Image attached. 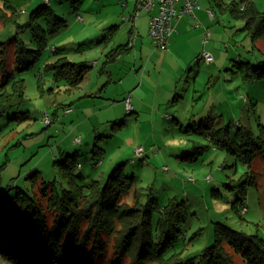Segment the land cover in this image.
Masks as SVG:
<instances>
[{"label": "rangeland", "instance_id": "obj_1", "mask_svg": "<svg viewBox=\"0 0 264 264\" xmlns=\"http://www.w3.org/2000/svg\"><path fill=\"white\" fill-rule=\"evenodd\" d=\"M75 1H51V8L60 17L63 15L66 25L48 36V46L34 66L21 72H18L15 58V37L19 36L30 48L36 47L29 26L30 15L46 2L33 0L20 13V26L7 24L0 18V61L4 49L8 69L25 79L28 98L19 112L4 114L0 119V195L14 196L18 188L31 191L42 181L56 180L59 187L62 186L60 167L55 161L65 155L77 154L81 166L78 165L75 172L81 175L80 182L85 185L94 179L104 183L111 170L118 163H124L125 172L134 174L136 182L134 188L122 196L123 202L133 204L138 190L143 202L152 192L161 205L170 198L185 203L188 216L183 226L184 235L169 253L180 251L185 258L200 253L214 244L217 223L264 240V146L256 148L253 159L246 164L227 150L213 147L207 135L198 129L201 122L212 119L213 128L228 127L230 135L237 141H240L239 128L243 126L252 131L258 142L264 143V77H246V71L241 68L247 69V62L250 66L264 65V31L259 37L254 36L245 20L233 17L229 10L223 11L211 0L212 7L209 8L214 9L216 20L208 28L211 37L205 44L209 47L195 55L190 63L195 65L194 70L181 71L184 74L179 84L181 97L175 95L170 102H163L165 99L161 95L154 98L150 80L141 90L146 95L141 110L129 113L122 97H112L108 100L110 110L97 114L81 111L79 129L73 130L72 116L64 119L61 107L72 102L75 94L66 92L63 83H56L50 73L44 74V87L40 91L38 75L44 72L45 64L61 55L75 62L100 58L104 36L111 33L101 32L99 24L107 11L123 8L117 0ZM252 1L260 3L259 10L264 11V0ZM224 2L228 5L232 0ZM99 10L100 14L93 17L95 22L87 26L88 13L97 14ZM71 13L72 18L69 17ZM118 40H121L120 35ZM196 42L190 40L191 45ZM88 45L93 48L88 50ZM204 51L213 55L212 62L201 57ZM1 78L0 69V84ZM114 87L112 84L110 89L114 90ZM78 91L79 88L73 92L77 95ZM154 102H162V108L153 106ZM56 105L59 112L54 115ZM47 113L53 120L50 126L44 120ZM22 114L30 117L19 122L11 120ZM94 126L99 127L97 137L93 136ZM80 132L84 141L75 146L73 138L80 136ZM87 142H90L89 146ZM95 143L103 150L100 159L103 163L99 165V160L93 156ZM196 145L207 148L198 153L194 148ZM138 147L144 148L141 156L136 153ZM248 173L252 179L247 185L244 203L236 205L239 190L233 185ZM36 191L45 207L46 201L38 189ZM46 211L51 223L54 211ZM93 239L92 236L89 248L94 244ZM114 246L115 236L102 234V240L93 248L94 264H133L129 254L120 256ZM225 248L235 264L244 263L239 252L228 245ZM21 259L27 257L0 251V264H24ZM144 264L157 263L146 261Z\"/></svg>", "mask_w": 264, "mask_h": 264}, {"label": "trees", "instance_id": "obj_2", "mask_svg": "<svg viewBox=\"0 0 264 264\" xmlns=\"http://www.w3.org/2000/svg\"><path fill=\"white\" fill-rule=\"evenodd\" d=\"M0 18L7 24H17L20 13L33 0H0ZM78 1V0H77ZM75 1V2H77ZM222 7L219 0H213ZM241 1L245 3L241 8ZM232 0L225 6L233 17L246 21V26L259 37L264 31V11H260L252 0ZM78 6L75 5V9ZM66 25L48 3L41 4L31 12L29 26L36 47L30 48L19 37H15V58L18 72L34 66L41 52L48 46V36L57 33ZM114 28L111 27V29ZM128 45H121L107 53V62H112ZM242 68L246 77H264V65L254 66L247 62ZM87 62H75L66 55L44 65L38 75V87L43 91L44 74H52L56 83L62 82L66 91L78 88L90 72ZM0 69V119L4 114L19 112L28 102L25 79L8 69L5 50L1 51ZM252 69V70H251ZM59 86V85H58ZM52 90V88H50ZM59 106L56 107L57 115ZM30 117L22 114L11 120L22 121ZM213 120L201 122L199 132L206 134L213 147L225 149L238 160L248 164L256 148H263L252 131L241 126L240 141L230 135L228 127L213 128ZM52 124V123H51ZM49 126V125H47ZM203 153L207 148L194 146ZM103 150L97 143L93 156L100 163ZM198 152V153H199ZM77 154L65 155L55 161L60 167L62 186L57 181H42L37 186L46 206L43 207L37 189L27 191L18 188L14 196L0 195V251L3 254L21 253L27 257L24 264H94L96 243L102 234L115 236V251L120 256L129 254L133 264L153 261L157 264H235L225 245L239 252L243 264H264V240L257 235H248L234 230L223 223H217L214 244L206 247L193 257L185 258L180 251L169 253L184 235V223L188 211L184 202L170 198L161 205L153 193L143 202L136 190L135 202L125 203L122 196L135 186L136 176L127 174L124 163H118L108 174L104 183L94 179L88 184L80 182L81 175L75 172L79 165ZM198 159V157H194ZM251 175H243L233 186L238 188L236 205L244 203L247 185ZM48 209L54 211L49 223ZM157 215V220H155ZM93 236V246L89 242Z\"/></svg>", "mask_w": 264, "mask_h": 264}, {"label": "crops", "instance_id": "obj_3", "mask_svg": "<svg viewBox=\"0 0 264 264\" xmlns=\"http://www.w3.org/2000/svg\"><path fill=\"white\" fill-rule=\"evenodd\" d=\"M94 1L105 2L107 0ZM117 1L120 2L123 8L107 11L106 16L104 15L105 17L99 24L100 29L102 27L101 32L110 31L111 33L110 36H104L103 42L105 44L104 49L99 51L100 58L92 57L91 62H89V59V61L82 60L92 66L90 72L78 87L80 91H78L77 95L76 92H73L75 89L66 91L74 93L76 97L72 102L61 107L64 119L72 116L73 130L79 129L81 123L78 119L81 111L88 110L91 111V114H97L110 110V102L108 100L112 97H122L124 100L127 96H131L133 109L129 113L141 110L143 108L141 103L144 102L146 97V95L141 93V90L150 80L153 82L151 88L154 92V98L157 99L158 95H161L165 99L163 102H170L175 95L181 97V86L179 84L184 76L181 71L186 69L187 72L194 70L195 65L190 63H193L195 55L209 47V45H206L207 43L203 42V39L209 25L216 20V14L214 19H212L208 13L209 7H212L211 0H207V2L200 0L199 6L194 9V15L187 14L178 21V31L171 37L169 48L165 50L159 49L154 45L149 31H147L152 12L137 10L138 0H134L135 5L133 0ZM208 2H210L209 5ZM219 2L222 4L220 8L224 11L226 3L224 0H219ZM254 3L259 9L260 3L256 1ZM99 12L101 10L97 14L92 11L88 13L87 26L95 22L93 17L98 16ZM58 15L60 16V14ZM72 16L73 14L71 13L69 17L72 18ZM123 16L133 18L124 20ZM83 21H86V19L83 18ZM113 26L114 28L111 29ZM119 35L121 36L120 41L118 40ZM193 39L197 41L196 45L190 44V40ZM121 45H128V49L120 53L112 62H107V53ZM87 47L89 48L88 50L93 48L91 45ZM112 84H115L114 90L110 89ZM63 87L66 89L64 85ZM152 105H156V107L158 106L161 109L163 104L162 102H154ZM156 107L155 109H158ZM167 107H169V103ZM114 123L115 121H113ZM98 129V126H94L93 136L97 137ZM82 134L80 132V136H74L73 145L78 146L79 143L84 141ZM88 136L89 134L87 133ZM87 145L89 146L90 142H87ZM101 163L103 162L100 160L97 165ZM79 165L81 166V164Z\"/></svg>", "mask_w": 264, "mask_h": 264}, {"label": "built area", "instance_id": "obj_4", "mask_svg": "<svg viewBox=\"0 0 264 264\" xmlns=\"http://www.w3.org/2000/svg\"><path fill=\"white\" fill-rule=\"evenodd\" d=\"M199 1L200 0H138L137 10L152 12L149 20V35L157 48L162 50L169 48L171 37L178 31V21L187 14L194 15V9L199 6ZM45 2L49 4L50 0H45ZM244 6L245 3L241 1V8H244ZM208 13L209 16L214 19V9L209 8ZM79 18L81 17L79 16ZM131 18L133 17L129 18L123 16L124 20H129ZM210 37L211 32L207 29L203 42L206 43ZM52 49H55V47H52ZM201 57L208 62L214 60L213 55L207 51H204ZM124 102L127 111L131 112L133 109L131 96H127ZM44 120L47 125H51L53 122L51 115L48 113L45 115ZM136 153L141 156L144 153V148L138 147Z\"/></svg>", "mask_w": 264, "mask_h": 264}]
</instances>
